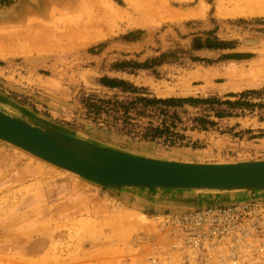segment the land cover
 <instances>
[{"label": "rangeland", "instance_id": "obj_1", "mask_svg": "<svg viewBox=\"0 0 264 264\" xmlns=\"http://www.w3.org/2000/svg\"><path fill=\"white\" fill-rule=\"evenodd\" d=\"M21 1L25 0H0V9L13 10ZM101 1L117 16L108 22L104 37L51 38L46 43L56 46L54 52L0 59L1 111L133 156L199 164L264 161L263 10L235 0H145L149 5L142 9L131 8L125 0ZM8 31L10 28H0V34ZM59 32L65 31L61 28ZM121 83L144 89L160 100L217 99L238 105L232 110L218 108L231 114L225 119L216 118L208 106L172 109L179 117L175 135L168 140H145L139 132L150 120L135 118L132 123L138 125L137 132L126 131L122 123L115 125L105 116L95 118L85 107V99L92 95L134 98L121 93ZM197 118L213 125L195 129L193 120ZM153 122L159 124L157 118ZM23 166L31 170V183L37 179V167L62 176L52 166L0 142V176L15 175ZM8 183L10 189L18 187L15 181ZM109 197L111 204H119L110 207V215L95 210L94 217L77 224L78 230L68 223L54 230L51 222L42 243L35 240L20 246L32 257L24 258L23 252L8 256L0 250V264L99 262L102 251L82 252L87 235L94 244L116 246L110 264H172L174 254L181 256L178 264H195L173 249L178 236L165 230L162 218L233 204L218 196L198 200L194 194L177 198L124 191ZM39 246L49 249L40 261ZM258 264H264V259Z\"/></svg>", "mask_w": 264, "mask_h": 264}, {"label": "water", "instance_id": "obj_2", "mask_svg": "<svg viewBox=\"0 0 264 264\" xmlns=\"http://www.w3.org/2000/svg\"><path fill=\"white\" fill-rule=\"evenodd\" d=\"M0 141L95 185L140 194L232 203L264 198V161L198 164L133 156L67 135L0 110ZM180 200V199H179Z\"/></svg>", "mask_w": 264, "mask_h": 264}, {"label": "crops", "instance_id": "obj_3", "mask_svg": "<svg viewBox=\"0 0 264 264\" xmlns=\"http://www.w3.org/2000/svg\"><path fill=\"white\" fill-rule=\"evenodd\" d=\"M30 172L29 167L23 166L16 170L15 175L10 172L8 176L6 174L0 176V244L3 246L0 250L8 256L23 252L24 258L32 257V253H26L25 248H20V246H27L35 240L39 244L42 243L40 241L46 238L47 225L51 222L54 223L52 228L56 230L57 225L64 226L68 223L67 225L76 226L83 220L91 219L99 212L103 216L110 215L112 212L110 207L119 206V204L115 202L111 204L109 194L124 193V190L110 189L85 180L50 175L40 167L34 170L37 179L31 183ZM9 181L12 184L15 181L18 187L10 189ZM3 188L5 191H2ZM52 228L50 230H53ZM76 229L80 227L77 225ZM67 236L69 234L65 233L64 237L67 238ZM85 238L82 242L83 247H81L85 248L83 253L86 250L94 251L95 248L96 251L103 252L99 262L93 264H110L108 259L111 258L116 246L97 245L89 240L88 235ZM168 242L165 241L166 246L169 247ZM88 244L90 247L87 248ZM31 250L35 252L33 248ZM48 251L49 249H45L44 246L38 248L37 259L42 260ZM175 255L172 256V264H178L181 257Z\"/></svg>", "mask_w": 264, "mask_h": 264}, {"label": "bare ground", "instance_id": "obj_4", "mask_svg": "<svg viewBox=\"0 0 264 264\" xmlns=\"http://www.w3.org/2000/svg\"><path fill=\"white\" fill-rule=\"evenodd\" d=\"M125 1L133 9L147 8L149 5L145 0ZM235 1L237 3L244 1V4H249L257 10L261 9L264 11V0H247L249 3H245L246 0ZM69 15L70 17H67ZM115 17L117 18L101 0L21 1L13 10L0 9V21L3 23L0 28H10L7 33L0 34V59L4 60L10 55H34V53L54 52L56 51V46L47 45L46 43L51 38L56 40L64 37L76 39L93 35L97 36L98 39L102 38L108 28V22L113 21ZM61 28L64 29V33L59 32ZM37 57L41 59L42 56ZM28 120L33 119L28 118ZM43 125L45 126V124ZM2 143L10 145L6 142ZM16 149L24 154L26 153L19 148ZM31 157L44 165L47 164L38 158ZM184 162L194 163L190 161ZM52 170L62 176L72 175L63 171L61 173L54 167ZM125 192L128 191L126 190Z\"/></svg>", "mask_w": 264, "mask_h": 264}, {"label": "built area", "instance_id": "obj_5", "mask_svg": "<svg viewBox=\"0 0 264 264\" xmlns=\"http://www.w3.org/2000/svg\"><path fill=\"white\" fill-rule=\"evenodd\" d=\"M174 250L195 264H258L264 259V198L171 214Z\"/></svg>", "mask_w": 264, "mask_h": 264}, {"label": "trees", "instance_id": "obj_6", "mask_svg": "<svg viewBox=\"0 0 264 264\" xmlns=\"http://www.w3.org/2000/svg\"><path fill=\"white\" fill-rule=\"evenodd\" d=\"M222 47V46H219ZM225 49V48H217ZM123 70V68H119ZM121 93H129L134 98L130 100H121L118 97L112 99H100L99 97L92 95L85 99V107L89 111V115L95 118L105 116L112 121H115V125L122 123L124 130L137 132L138 125L133 124V119L146 118L150 120L139 135L145 140H168L175 135L174 129L176 128L179 117L177 112H172V109L182 108L184 105L192 107L208 106L216 113L215 117L218 119L230 118L229 112L219 110L220 107H226L229 110L235 108L238 104L231 102H221L217 99L207 100H195V99H167L160 100L151 98L148 96L147 91L139 89L133 85L127 83H121L119 86ZM157 118L159 124L153 122V119ZM194 128L203 130L208 125L213 123L206 122L203 119L193 120ZM133 128L134 130H131ZM132 132V133H133ZM179 139H183L182 136H177Z\"/></svg>", "mask_w": 264, "mask_h": 264}]
</instances>
